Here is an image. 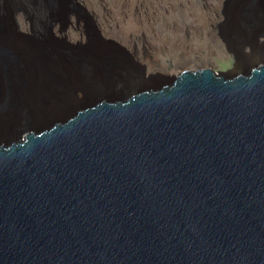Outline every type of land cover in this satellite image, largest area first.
I'll use <instances>...</instances> for the list:
<instances>
[{
	"label": "water",
	"instance_id": "obj_1",
	"mask_svg": "<svg viewBox=\"0 0 264 264\" xmlns=\"http://www.w3.org/2000/svg\"><path fill=\"white\" fill-rule=\"evenodd\" d=\"M242 11L264 29V0ZM73 16L103 39L81 0H0V264H264L258 40L222 36L232 70L167 82L113 40L58 37Z\"/></svg>",
	"mask_w": 264,
	"mask_h": 264
},
{
	"label": "rangeland",
	"instance_id": "obj_2",
	"mask_svg": "<svg viewBox=\"0 0 264 264\" xmlns=\"http://www.w3.org/2000/svg\"><path fill=\"white\" fill-rule=\"evenodd\" d=\"M81 2L90 11L92 20L96 21V27L104 40H113L126 50H131L137 43L140 58L127 51L140 65L148 66L147 72L149 71L151 75H161L162 78L167 77V82L172 81L184 70L211 68L222 73L232 70L234 57L227 50L222 36L231 37L233 43L239 45L245 38H252L253 41L257 39V52H264V37L257 38L264 29L257 27L252 32L242 30L243 27L239 26L244 16L240 7L234 6L239 4V0H81ZM72 21L73 24L66 32L59 34V29H56L55 34L58 37H66L71 43L90 44L92 49H96L97 44L105 48L106 42L100 37L88 40L87 37L91 38L92 33H95L91 28V21L87 23L82 19L79 26L75 16L72 17ZM19 23L21 30L30 35L20 38L22 50L28 54L33 51L36 44V35L29 31V22L19 17ZM245 53L251 54L250 47L245 48ZM248 62L249 59L244 60L242 63L246 66L239 67V70L242 68L244 71ZM127 72L131 76L130 71Z\"/></svg>",
	"mask_w": 264,
	"mask_h": 264
},
{
	"label": "bare ground",
	"instance_id": "obj_3",
	"mask_svg": "<svg viewBox=\"0 0 264 264\" xmlns=\"http://www.w3.org/2000/svg\"><path fill=\"white\" fill-rule=\"evenodd\" d=\"M246 0H241V1H239V4H235L234 6L237 8V6L238 7H240V9L242 10V6H243V4H244V2H245ZM238 10V9H237ZM235 11V10H234ZM242 12V11H241ZM253 60H259V61H264V58L263 57H261V55L260 54H257L256 56H255V58L253 59ZM201 64V63H200ZM203 64V63H202ZM183 65H184V63H183ZM246 66V64H244V63H242L241 64V67L243 68V67H245ZM118 69V71H117V73H120L121 74V76L120 77H127V75H126V72H127V70L126 69H124V68H117ZM204 69V68H203ZM127 74H128V72H127ZM122 75H124V76H122ZM164 78V77H163ZM162 78V79H163ZM111 79H109L108 78V80H106V79H102V81H104V83H108L109 81H110ZM109 86V85H108ZM78 90L80 91V95L81 96H84L86 93H87V86H83V85H80L79 87H78Z\"/></svg>",
	"mask_w": 264,
	"mask_h": 264
},
{
	"label": "flooded vegetation",
	"instance_id": "obj_4",
	"mask_svg": "<svg viewBox=\"0 0 264 264\" xmlns=\"http://www.w3.org/2000/svg\"><path fill=\"white\" fill-rule=\"evenodd\" d=\"M80 22H81V20L79 21V22H77V26H79L80 25ZM96 22V21H95ZM97 24V23H96ZM135 46L134 47H132V49L130 50V49H127V50H129L134 56H136L137 58H140V54H139V50H138V47H137V43H135L134 44ZM128 51V52H129ZM144 67H145V77H150V76H156L157 74H150L149 73V71L147 72V69H148V66L147 65H143ZM148 75V76H147Z\"/></svg>",
	"mask_w": 264,
	"mask_h": 264
},
{
	"label": "clouds",
	"instance_id": "obj_5",
	"mask_svg": "<svg viewBox=\"0 0 264 264\" xmlns=\"http://www.w3.org/2000/svg\"><path fill=\"white\" fill-rule=\"evenodd\" d=\"M73 22V21H72Z\"/></svg>",
	"mask_w": 264,
	"mask_h": 264
}]
</instances>
